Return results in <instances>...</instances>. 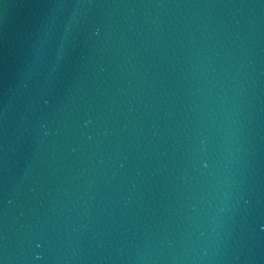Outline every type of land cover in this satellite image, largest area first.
<instances>
[{
	"label": "water",
	"instance_id": "obj_1",
	"mask_svg": "<svg viewBox=\"0 0 264 264\" xmlns=\"http://www.w3.org/2000/svg\"><path fill=\"white\" fill-rule=\"evenodd\" d=\"M0 264H264V0H0Z\"/></svg>",
	"mask_w": 264,
	"mask_h": 264
}]
</instances>
